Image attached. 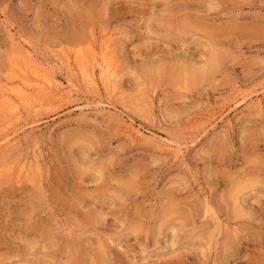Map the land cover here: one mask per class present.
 I'll use <instances>...</instances> for the list:
<instances>
[{"label": "rangeland", "instance_id": "374dc122", "mask_svg": "<svg viewBox=\"0 0 264 264\" xmlns=\"http://www.w3.org/2000/svg\"><path fill=\"white\" fill-rule=\"evenodd\" d=\"M91 32L120 93L65 64ZM24 44L74 86L0 131L40 166L0 178V264H264V0H0V93Z\"/></svg>", "mask_w": 264, "mask_h": 264}, {"label": "bare ground", "instance_id": "6f19581e", "mask_svg": "<svg viewBox=\"0 0 264 264\" xmlns=\"http://www.w3.org/2000/svg\"><path fill=\"white\" fill-rule=\"evenodd\" d=\"M97 42V45H95L96 39L93 32H91L90 40L86 43L85 50L82 48L79 50L78 48L77 51L72 50V54L64 53L63 57L65 64L69 67L71 66L70 72L72 73L70 74L76 75L79 81L86 87L98 90V87L101 86L106 93H120L121 89L119 84L121 74L118 72L119 70L115 65L117 64V59L115 60L116 55L111 49V41L106 33H102ZM19 48L20 50L17 48V53L9 61V71L7 72L9 76L7 74V78L5 77L6 88H2L0 93V131H5L2 138L5 142L1 145V148L8 150L6 152H9V149L11 150V148L13 149L14 146H18L19 144L16 130L9 132L10 129L8 125L11 126L10 124L20 118V108L26 111V113H35L40 103H46L44 105H48L61 99H68L71 96L74 86L70 80H66L65 84L58 80L51 61L36 57L32 50L29 49V46L25 44L24 46L20 45ZM64 61L62 60V62ZM59 62L61 63V61ZM211 64H213V62ZM209 68L211 70L210 64L205 70L204 68L201 69V74L200 72H198V74L195 70V72H191V76L196 77L197 75H204L208 73ZM168 71L171 72L173 79L177 78L176 69L172 71L168 69ZM35 99L36 101L39 100L40 103L30 102L32 100L35 101ZM89 106L90 105L87 104L83 106L76 105L75 109L82 112L83 108ZM204 118L206 119L204 122H209L211 117L205 116ZM202 119L199 118L198 120L201 122ZM28 125L29 124L25 123L23 127ZM119 128L124 129V131L134 139L146 141L150 139V136L142 131L143 129L141 130V128L134 127L131 122L126 123L122 121ZM152 140L153 139H151V141ZM167 142L172 143L169 139H167ZM165 147L172 149L169 145H165ZM175 152L181 154L182 149L177 146ZM34 153L35 152H33L30 160L26 157L13 159L12 157L6 156V158L0 162V178L5 175V172L8 173L10 170L8 175L12 174V178L15 181L21 180L22 177L38 173L40 166ZM11 164H13V166H11Z\"/></svg>", "mask_w": 264, "mask_h": 264}]
</instances>
